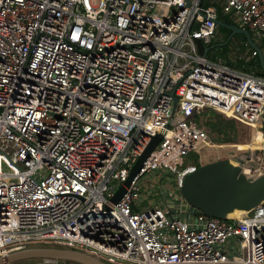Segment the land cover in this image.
<instances>
[{
    "label": "built area",
    "instance_id": "1",
    "mask_svg": "<svg viewBox=\"0 0 264 264\" xmlns=\"http://www.w3.org/2000/svg\"><path fill=\"white\" fill-rule=\"evenodd\" d=\"M210 1L0 0V258L54 241L110 264H264V200L225 219L172 203L207 153L168 131L235 152L249 178L264 170V146L232 150L228 126L210 132L194 117L219 112L264 145V76L198 52L216 34ZM220 1L264 34V0ZM150 170L172 175L174 190L142 180Z\"/></svg>",
    "mask_w": 264,
    "mask_h": 264
},
{
    "label": "water",
    "instance_id": "2",
    "mask_svg": "<svg viewBox=\"0 0 264 264\" xmlns=\"http://www.w3.org/2000/svg\"><path fill=\"white\" fill-rule=\"evenodd\" d=\"M215 23L228 29L230 34L224 41L207 46L203 53L204 56L212 47L225 45L231 36L242 34L246 37V42L256 50L259 64L264 70V54L253 41L248 29L224 22L219 18L215 19ZM171 94L173 96L172 110H174L177 97L173 95V92ZM160 139L159 135L151 137L142 153L132 164L126 180L118 186L110 197L112 203H115L122 196ZM225 157L199 164L193 171L185 175L179 188L182 198L188 205L203 214L220 219L228 218V214L235 210L247 211L264 200V170L257 177L249 178L243 170V159L236 157L234 153H229ZM246 165L250 167L249 164ZM29 258H53L61 261H72L77 264H110L86 252L69 247L24 248L9 253L6 258H0V264Z\"/></svg>",
    "mask_w": 264,
    "mask_h": 264
},
{
    "label": "trees",
    "instance_id": "3",
    "mask_svg": "<svg viewBox=\"0 0 264 264\" xmlns=\"http://www.w3.org/2000/svg\"><path fill=\"white\" fill-rule=\"evenodd\" d=\"M211 1L210 0H202V4H209ZM213 4L216 6L217 10H218V18L224 22H228V23H232V20L229 18L228 15H225L222 12V8H221V1L220 0H213ZM226 29V28H224ZM228 33L230 32L227 29ZM251 35L252 32H250ZM236 35V37H238L239 41L236 40L237 42V47H235L234 49L231 48V40L234 38V36ZM233 36V38H231L225 45L223 46H215L212 47L211 49H209V51L207 52V57H209L210 59H217V57H220L221 59H223V61L225 63H227L229 66L233 67V68H237V69H241L244 71H248V72H253L255 74H264V70L261 68L260 64H259V58H258V54H252L250 52L249 55H242V53L246 54V49L249 48L250 51H253V49L251 48V46L246 42V37L242 34H235ZM226 39V38H225ZM224 39V40H225ZM213 45L212 43H208L206 45H202L201 42L198 41V52L200 54L204 53V50L207 46H211ZM230 45V47H229ZM237 49V50H236ZM214 115V114H213ZM215 117H212L210 115L209 116H200L199 114H195L194 117L199 121L200 124L207 126V124L209 123L211 125V127H215L218 126V129H226L227 128V121L229 122V120H225L223 123L222 120L223 118L220 117V115H214ZM212 118L216 120L213 122ZM258 132L254 131L252 134V138L250 140H246L245 142H237L236 143V147L235 149H238L239 151H245L248 150L250 147V143L252 142L255 134ZM235 154V152H234ZM65 262V264H77L75 262L72 261H63ZM24 263L23 261H16L15 264H22Z\"/></svg>",
    "mask_w": 264,
    "mask_h": 264
},
{
    "label": "rangeland",
    "instance_id": "4",
    "mask_svg": "<svg viewBox=\"0 0 264 264\" xmlns=\"http://www.w3.org/2000/svg\"><path fill=\"white\" fill-rule=\"evenodd\" d=\"M232 23L240 25L239 22L234 21L232 19ZM225 27L220 26V25H216V34L213 36V38L211 39L212 44H217L220 43L222 41H224V39L228 36V31L227 29H224ZM239 38L236 37V35L234 36V38L231 40V48H235L237 47V42L236 40H238ZM252 39L257 43V39L252 36ZM259 40V39H258ZM239 41V40H238ZM229 45V47H230ZM250 48V47H249ZM247 48L246 49V54L242 53V55H249L250 54V49ZM237 50V49H236ZM218 58V57H217ZM220 115V117L223 118L222 122L223 123L225 120H229V122L227 121L226 125L229 127V130H227V133H225L226 139L229 138V136H232L231 138H229L228 140L224 141V143L230 144L232 142H245L246 140H250L252 138V134L253 132L251 131V129L246 126V125H241L240 123H237L235 121H232L229 117L224 116L223 114L219 113V112H212L211 116L215 117L214 115ZM210 117V116H209ZM216 120L212 118V121L214 122ZM207 126L210 128L208 130H210V132H214L216 129H218V126L215 127H211V125L208 123ZM218 131V130H216ZM228 136V137H227ZM222 154L220 156H217V154H213V152L207 153V157L205 156L203 159V163H207L210 161H213L216 158H226L224 156L225 155V150L222 149ZM165 174H169L168 172H166ZM149 178V180L147 181L148 183H152V184H164L165 188H166V192L169 194L171 190H174L175 188V184L173 181V176L172 175H165L162 177L161 172L159 170H150L149 172L145 173V175L143 176L142 180H147ZM156 191V189H154ZM161 196H163L164 198H167V194L164 192L159 193ZM159 194H155L157 197L159 196ZM174 196L172 195L171 197H169L168 199L171 200ZM177 199V198H176ZM173 199L172 203L174 205L175 208H179L183 206V204L179 205V202ZM33 247H67L65 245H62L58 242H54V241H36L33 243H28L26 245V248H33ZM42 258H29L27 260H24L23 264H33L36 263L37 261H40ZM61 263H64L63 261L59 260Z\"/></svg>",
    "mask_w": 264,
    "mask_h": 264
},
{
    "label": "bare ground",
    "instance_id": "5",
    "mask_svg": "<svg viewBox=\"0 0 264 264\" xmlns=\"http://www.w3.org/2000/svg\"><path fill=\"white\" fill-rule=\"evenodd\" d=\"M167 132V131H166ZM167 135H168V137H170V138H172V139H174V140H176L178 143H180L181 145H184V146H186V147H193V148H196V150L197 151H199V152H204V153H210V152H213V154H217V156H220L223 152H222V149L221 148H219V147H221V146H218V145H213L212 143H210V142H208L207 140H204L203 142H200L199 144H195V143H191V142H188V141H186L185 139H182L181 137H179L177 134H175L173 131H168L167 132ZM261 132L260 131H258L256 134H255V136H254V138H253V140H252V142L250 143V147H249V149L250 150H253L254 148H256V147H261V146H264L263 144H262V142H261ZM228 146H230L231 148L230 149H232V150H234L235 149V147H236V144H234V145H228ZM231 153H234V152H231ZM236 157H239L240 159H243L240 155H236ZM242 162H244V160L242 161ZM183 182V181H182ZM182 182H181V184H182ZM181 184H180V186H181ZM182 208L185 210V211H187V212H185L186 214V216L187 217H192V218H195V217H197V211L194 209V208H192L190 205H188L185 201H184V199H183V206H182ZM245 211H242V210H235V211H233V212H231V213H229L228 214V217H232V218H239V217H241V215L244 213Z\"/></svg>",
    "mask_w": 264,
    "mask_h": 264
},
{
    "label": "crops",
    "instance_id": "6",
    "mask_svg": "<svg viewBox=\"0 0 264 264\" xmlns=\"http://www.w3.org/2000/svg\"><path fill=\"white\" fill-rule=\"evenodd\" d=\"M217 18H218V17H217ZM232 24H234V23H232ZM236 25H237V24H236ZM239 26H240V25H239ZM250 32H251V31H250ZM252 34H253V35H251V36H254V37L257 39V43H256L254 40H253V41H254V42L260 47V49L262 50V52H263V54H264V34H262V33H253V32H252ZM258 39H259V40H258ZM251 48H252V47H251ZM252 49H253V48H252ZM253 50H254V49H253ZM258 75H261V74H258ZM262 75L264 76V74H262ZM25 248H26V247H25ZM42 259H43V258H42ZM42 259H41V260H42ZM24 260H27V259H24ZM24 260H19V261H24ZM15 262H16V261H14L13 264H15ZM22 264H23V263H22ZM33 264H35V263H33Z\"/></svg>",
    "mask_w": 264,
    "mask_h": 264
},
{
    "label": "flooded vegetation",
    "instance_id": "7",
    "mask_svg": "<svg viewBox=\"0 0 264 264\" xmlns=\"http://www.w3.org/2000/svg\"><path fill=\"white\" fill-rule=\"evenodd\" d=\"M229 34H230V32L228 33V35H229ZM233 36H234V35H233ZM233 36H231V38H233ZM231 38H230V39H231Z\"/></svg>",
    "mask_w": 264,
    "mask_h": 264
}]
</instances>
